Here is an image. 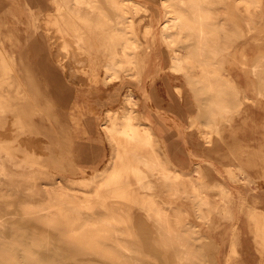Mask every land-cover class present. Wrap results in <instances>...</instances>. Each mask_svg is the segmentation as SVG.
Wrapping results in <instances>:
<instances>
[{
  "label": "bare ground",
  "instance_id": "1",
  "mask_svg": "<svg viewBox=\"0 0 264 264\" xmlns=\"http://www.w3.org/2000/svg\"><path fill=\"white\" fill-rule=\"evenodd\" d=\"M159 1L164 3V20L156 23L157 10L149 9L154 18L149 22L148 7L136 0H42L43 8L55 6L44 18L42 33H48L50 22L61 38L53 61L29 33H2L0 27V264H56L54 258H46L52 255H68L72 264H203L209 259L214 263L212 255L222 237L217 229L231 236L234 252L240 227L246 224L253 226L259 264H264V213L247 212L250 206L261 204L253 184L264 178V165H260L264 150L249 149L253 144H246L264 141V133L236 137L229 128L224 136L214 134L219 117L227 121L229 113L239 109L247 113L253 106L244 87L236 100L227 102L234 97L231 84L242 75L238 70L235 75L236 67L224 70V61L237 43L244 69L249 64L252 71L263 57L254 56L261 48V36L251 41L245 33L254 29L261 33L257 26L264 21V0ZM227 2L235 11L233 18L227 15ZM221 3L225 5L216 6ZM237 10L246 25H237ZM140 13L146 31L160 32L152 45L132 22L131 16ZM11 36L20 47L8 52L4 42ZM22 41L29 42V47ZM152 57L162 58L153 63ZM12 68L11 76L7 70ZM151 68L155 69L151 76L162 77L164 68L166 81L173 77L183 82L185 88L179 82L173 91L167 87L170 106L175 96L182 99L189 92L205 112L206 120L196 124L202 145L237 141V150H227L219 162L232 182L247 189L245 195L220 176L211 178L209 159L201 157L191 166L180 159L184 156L177 150L174 131L159 133L157 125L145 120L143 103L157 101L158 94L151 87L135 90L134 85H141ZM46 90L56 99L85 96L92 103L99 101L100 91L110 93L96 113L92 103L86 108L76 103L81 115L93 111L92 115L101 116L102 143L95 145L88 137L89 144L81 147L88 150L78 152L68 167L50 164L35 171L31 167L34 153L23 144L28 129L22 117L27 112L24 108H30L28 98L34 101ZM110 105L119 106L111 109ZM56 110L63 119L69 115L67 109ZM2 112L7 114L2 116ZM250 114L258 115L254 110ZM8 115L15 118L6 119ZM195 118L189 116L188 126L195 125ZM7 123L13 135L6 133ZM104 147L105 161L98 165ZM184 153L189 157L190 151ZM82 171L86 174L75 177ZM132 219L141 231L133 229ZM53 237L61 243H50ZM37 239L49 242L35 252L31 242Z\"/></svg>",
  "mask_w": 264,
  "mask_h": 264
},
{
  "label": "rangeland",
  "instance_id": "2",
  "mask_svg": "<svg viewBox=\"0 0 264 264\" xmlns=\"http://www.w3.org/2000/svg\"><path fill=\"white\" fill-rule=\"evenodd\" d=\"M139 3L145 4L148 7V12H147V18L149 20V22H153V19L151 17V14L149 13V9L150 10H157L159 17L155 15V19H159L156 21V23L158 21H162L164 20L163 17V10H164V3H162L159 0H136ZM249 2V1H248ZM225 4L221 3L218 4L216 6H224ZM227 6V15L230 18H233V16L235 17V11H233L232 9V5L229 4V2L226 3ZM260 6H258L259 8ZM12 9H14L12 7ZM21 10L22 7L20 5H17L15 7V10ZM37 9V7H33L32 10ZM55 11V6H50L48 7L47 11H42L41 9H38V19H39V23L40 26H44V18L46 17V15L49 17V14L47 13H53ZM6 12V16L5 19L6 21H1L0 19V27L2 30V33H13L14 35H18V34H24L26 33V28L29 27V22L28 19L25 20V17L20 18L19 15L14 14V11H9V8L7 7V9L4 11ZM51 16V14H50ZM53 17V15L51 16V18ZM14 18H17V20L19 22L15 23ZM4 19V20H5ZM20 19V20H19ZM131 19H133V24L134 26L137 27V30L140 34H146V38H148L150 45H152L153 41L152 38H156L159 36V31H157L156 33L154 32L155 29H151L150 31H146L144 29V25L145 23L142 22V15L137 14L132 15ZM263 19V17H262ZM6 25L5 26H1V25ZM48 25H46L49 30L47 31L48 33H37L39 35V40L38 43L42 44L44 46V50H46V54L48 55V57L51 58V60L53 61V56H54V51L57 50L58 48V44L61 41V38H59L57 36V33H55L54 27L53 25L48 22ZM237 25H246V21L243 18V13H240L237 10ZM264 26V21L262 22V24H260L259 26H257L258 30H261V33H255L256 30L254 29V31L252 33H245L246 37L253 41L255 40L254 37H257L258 35H260L261 37L260 39V43H261V48L260 49H256L255 55H262L263 57L260 58V60L254 64V66L252 67V71L249 69V72L247 73V77H249L250 83L253 84V88H256V93H257V98L261 100L260 104L264 106V30H262L261 28H263ZM155 27V25H154ZM9 30H6V29ZM41 32H43L41 30ZM106 32V30L104 31ZM106 37L110 36L111 33H103ZM42 36V37H41ZM153 38V40H154ZM16 38L15 36H11L10 37V41H6L4 42L5 48L7 49L8 52L10 51H15L18 50V47L15 46V41ZM239 40V39H238ZM237 40V42H238ZM24 41V40H23ZM23 41L21 42V44L23 46H28L29 47V42L27 43H23ZM148 42V43H149ZM239 43H237L238 45ZM239 46V45H238ZM237 46V49H238ZM164 51V50H163ZM155 50L152 52V55L154 54ZM54 53V54H53ZM238 50H237V62L241 61V55L238 54ZM254 55V56H255ZM17 58V62H19L18 57ZM162 58V57H161ZM160 59H155L156 62L161 61ZM153 59V57H152ZM79 65L77 63H75V65H78L79 70L81 69V62H78ZM241 63V62H240ZM7 71H9V73L13 74V68L12 69H8ZM162 74H167L165 69L162 68V70L160 71ZM180 83V81H176V83ZM9 85H11L12 88L16 90V87H14V83L9 80L8 81ZM182 83V82H181ZM137 85V87H136ZM135 86V90H140L141 91V85L140 83H137ZM182 85V84H181ZM137 92V91H136ZM135 92V96L137 95ZM106 93H110V91L104 92V91H100L99 95H102L101 98L98 97L99 101H96L97 103H92L87 100V97L83 96V97H79L78 100H75L77 98H70L68 96H65L63 99H56L54 97H52L51 95H49L48 91L46 90L45 92H43V95H39L36 96V100L34 101H29L30 97L28 98V103L30 104V108L28 107V109H26V107L24 108L27 112L24 113V116L22 117L23 122L27 125V129H28V134L25 136L26 140L23 142V144L25 146L30 147L31 151L34 153V157L32 158V168L37 171V169L42 168L43 166L46 165H57L59 167L62 168H66L70 165V162H72L75 157L76 154H78V152L81 153V151H85L88 149H83L81 150V147H86L89 144V139H93L92 141L95 142H101V138H100V133L98 132V122L100 120V115L93 114L92 112H88V114L86 115H81V109L76 105V103L81 104V105H86L91 104L93 105L94 108V112L96 111L97 107L100 106L102 108V106L105 104L106 100L104 98V96L106 95ZM230 98V97H229ZM233 98V97H232ZM71 99V100H68ZM192 108H193V112L196 113V117L195 118V125H192V127L188 126L186 129V132L188 133L189 137H191V139H193L194 142L199 140V136L197 135L196 132V124L202 122L204 119L206 120L205 117V112H201L202 110L200 109V106H198L196 100L193 98L192 100ZM26 105V104H25ZM33 105V107H32ZM119 105H114V106H109L111 109H117ZM56 109H61V110H65L67 109V112H69V115L67 117V114L65 115L64 119L62 117H58V110ZM30 110V113H28V111ZM100 111V109H98ZM96 113V112H95ZM2 116H5L7 114V112H2L1 113ZM95 116V117H94ZM82 117V118H81ZM15 117L11 116L9 117L6 116V119L9 120H13ZM86 123L84 122V119H86ZM81 120H83V123L81 124ZM220 122L222 121V119L219 117ZM219 122V123H220ZM70 125V128L68 127ZM73 126V127H71ZM217 127L214 129V134L217 135ZM219 129V127H218ZM30 130V131H29ZM6 133L12 134L14 132H11L10 130V124L7 123L6 125ZM31 135V136H30ZM78 142V143H77ZM100 143V144H101ZM233 149L237 150L236 146L233 145ZM232 149V150H233ZM102 152L100 159L97 161L98 165H102L104 164L105 161V157H106V147H104L103 149H100ZM230 150V151H232ZM227 150H225L226 152ZM237 152V151H236ZM36 155H40V157H36ZM43 158L47 161V163L43 164ZM236 160V159H235ZM196 161H191L189 163V165L191 166L192 164H194ZM216 170V167H215ZM217 170L218 172L221 174L220 177L221 179L228 184L230 187L231 186H237V188H239V190L242 191V193H245V191H247V189L235 182H232L229 179V173L227 172L226 168L224 165H222L221 167L217 166ZM85 172H81V173H77L74 174L75 177L77 176H83L85 175ZM72 175V174H71ZM211 178H215V174L213 176L209 175ZM217 176V175H216ZM14 177H17L16 175H14ZM26 183H29L26 181ZM253 186H255L256 189H262L264 186V182L261 178H258L257 181L253 184ZM259 191V190H258ZM262 191V190H261ZM13 199V195L9 196ZM258 209L255 208H248L247 212L249 211H255ZM133 216V213H131V217ZM41 227H45L46 224H41ZM132 226L133 229L136 230L137 232L141 231V229H139V224H137L135 221H133L132 219ZM138 226V227H137ZM123 227V226H122ZM142 227V226H141ZM19 226H14L15 231H21V229H19ZM23 231V230H22ZM145 231L147 233H152V229H145ZM218 233L223 237L225 234V230L223 228H218L217 229ZM153 237H151L150 240L153 241ZM45 242H49V239H37L34 240L33 242H31V249H33L35 252L38 248L40 247H44V243ZM50 243H61L60 240L57 237H53L52 239H50ZM66 246V245H65ZM215 256V251L213 252L212 258L214 259ZM48 259L54 258L56 261V264H72L70 262V257L68 255H55L52 257L48 256L46 257ZM81 259V255L80 258ZM203 264H216V261L214 260V263L211 262V260L209 259L208 261L206 260Z\"/></svg>",
  "mask_w": 264,
  "mask_h": 264
},
{
  "label": "crops",
  "instance_id": "3",
  "mask_svg": "<svg viewBox=\"0 0 264 264\" xmlns=\"http://www.w3.org/2000/svg\"><path fill=\"white\" fill-rule=\"evenodd\" d=\"M20 5L22 7L21 10H15V7ZM7 7L9 11H14V14L19 15L20 18L25 17V20L28 19L29 27L26 28V33H29V38L32 40L35 37V40L38 42L39 35L37 33L41 32V26L38 22V9L42 11H46L48 8L42 7V0H0V19L1 21H6L5 16L6 12H4ZM12 7L14 9H12ZM33 7H37V9H33ZM50 7V6H49ZM5 19V20H4ZM20 20V19H19ZM15 23L19 22L17 18H14ZM42 37V36H41ZM259 52V51H256ZM254 52V55L255 53ZM251 53V51H250ZM253 55H250L249 58L251 59ZM151 62H155V58L150 59ZM226 62L224 61V70L226 67L233 68L236 67L235 75H237V70L240 75H242V79L237 81V79L231 84V87L234 88V97L233 99H229L227 102L236 100L239 94V89L244 87L246 95L251 97L253 100V106H251V110H254L258 115L250 114V112H244V109H239L234 113L228 114L227 121H221L217 127V136L221 135L224 136L228 134L229 128L233 130L235 136L241 134H249L252 137H257L259 134L264 133V106L260 104L261 100L258 99L256 88H253V84L250 83V78L247 77V73L249 72L250 65L247 64L246 68L244 69L242 66V62H237V45H234L225 57ZM250 61V60H249ZM160 62V61H159ZM234 69V68H233ZM150 75H144L142 79L141 88H145L147 91L150 87L154 88L156 93L158 94V100L154 101L153 99L145 100L144 104V118L149 123L151 121L153 124L157 125L161 130L159 133H162L163 130H173L174 136L173 138L177 142V150L179 151L180 158L182 160H187L188 162L200 161V158L209 159L212 163V167L208 170V174L213 176H220L221 174L217 170V166L221 167L223 164L219 162L221 156L225 152V150L233 149V145L237 148V141H233V144H228L225 142H221L219 145H215L213 147H206L201 144L200 140L194 142L191 137H189L186 129L189 125V116L196 115L193 112V104L192 100L193 97L187 92L186 96L181 97L175 96L174 97V104L170 106L171 97H166V90L167 87L173 91V87L176 84V79L171 77L166 81V75L162 74L163 76L157 77L156 75L151 76L154 73L155 69L152 68L149 70ZM149 74V73H148ZM165 77V81H164ZM180 81V84L183 82ZM184 88L185 86L182 85ZM238 90V94H237ZM189 99V100H188ZM188 100V101H187ZM164 133V132H163ZM162 133V134H163ZM241 143V142H239ZM246 144H253L249 147V149H259L264 150V141H255V142H246ZM175 149V145H173ZM185 151H190L189 157L185 155ZM192 164V165H194ZM263 166V163H260ZM216 167V170H215ZM264 182V178L261 177ZM259 196L257 201L261 204L256 206H250V208H255L264 213V186L262 189H258ZM262 190V191H261ZM240 193L242 191L240 190ZM247 192L242 193L245 195ZM242 230V232H241ZM240 238L237 240L235 244V251L232 252L231 250V236H223L220 237L217 241V248L215 251L214 260L216 264H259V257L257 250L255 249L253 243V226L248 227L247 224L245 226L240 227ZM244 239V240H243Z\"/></svg>",
  "mask_w": 264,
  "mask_h": 264
}]
</instances>
